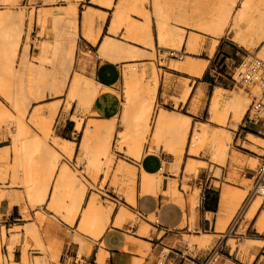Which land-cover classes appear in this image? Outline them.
I'll list each match as a JSON object with an SVG mask.
<instances>
[{"label": "bare ground", "instance_id": "6f19581e", "mask_svg": "<svg viewBox=\"0 0 264 264\" xmlns=\"http://www.w3.org/2000/svg\"><path fill=\"white\" fill-rule=\"evenodd\" d=\"M48 3L64 2L60 12H14L19 0H0V97L14 110L12 112L0 100V122L15 126L12 133L13 161L5 160L0 168V175L12 173L15 184L24 188V196L0 192V209H11L14 204L29 202L33 207L47 205L48 209L64 219L70 227H76L81 249H85L84 240L80 237L99 241L113 223L122 228L125 221L131 217L127 204H136L137 171L129 166V161L139 162L148 154L165 151L173 155L171 167L176 168L186 164L187 174L183 186H190L191 169L197 166L199 150L209 148L211 163L225 165L229 161L240 159L237 153H232L230 146L238 127L251 110V93L248 89L237 91L216 87L209 106V118L206 122H192V118L157 105L156 95L160 85L159 72L155 66L147 67L145 71L136 70L150 55L149 48H155V42L163 52L178 54L181 60L179 68L189 73L194 79L201 78L207 70L209 60L200 63L191 59L202 52L205 45L202 36L211 40L207 43L209 56L212 58L221 41L227 34H232V42L244 49L249 57L237 70L241 80L243 72L255 60L264 62V0H181L177 7L176 0H117L116 11L111 21L110 31L117 34L124 31L123 38L117 40L111 35L105 37L96 55L107 61L123 64V110L120 116L111 120L90 118L83 123L78 120L77 130H81L82 139L77 145L73 141L54 140L49 142L51 124L57 108L52 109L50 118L43 119L35 109L32 122L42 131L34 134L26 120L28 101L32 98L42 99L46 91L59 94V88L72 71L76 58V44L79 37L77 18L79 5L83 0H45ZM102 4L111 8L114 0H101ZM185 7V9L183 7ZM141 17V23L134 21L133 14ZM194 21L196 24L190 23ZM186 24L191 30L180 27ZM38 26L40 32L49 27L48 39L43 46V53L32 56L31 43L28 40V30ZM74 29L71 31L70 29ZM80 28V27H79ZM84 36L92 43H97V37L89 16L84 17L82 24ZM185 46V50L182 47ZM187 57V60H184ZM81 74L72 79L69 98L73 102L78 97ZM192 86H185L175 103L177 108L185 105L191 93ZM256 94L260 91L254 90ZM263 96V95H262ZM203 97L200 88L192 104V111L198 110V101ZM257 97L254 96L253 99ZM264 100V97H263ZM88 109L86 101L81 104ZM96 115V112L93 111ZM215 125V126H214ZM119 127L122 130H119ZM121 139L125 146L122 155L113 168L114 183L126 185L124 190V206H120L114 215L115 204L106 205L105 199L94 193L88 196L89 187L85 181L97 182L108 173L113 160V150L116 140ZM77 145V153L84 164L83 171H76L65 161L71 158ZM186 155L188 156L186 158ZM202 164L205 162H201ZM163 170L148 181L144 174L142 183L146 193H156L161 187ZM159 175V176H158ZM176 183H171L172 199L186 208L187 201ZM256 193L264 192V178ZM236 203L247 198V192L233 190ZM114 205V206H113ZM262 212L257 222L259 232H264V199L258 195L251 204L247 219L250 220L261 208ZM193 209L186 214L184 225L189 221L193 224ZM39 218V222H42ZM247 222L242 224L244 231ZM147 229V228H145ZM142 229L141 233H144ZM26 234L31 236L41 250L43 258L58 259L61 253L60 243L50 240L49 246L42 242L37 225L27 227ZM20 237L19 233L9 238L10 257L14 259V246ZM208 236L201 231L192 236H186L189 242L203 243ZM251 243V242H250ZM29 243L27 242L25 246ZM128 249V248H127ZM126 249V250H127ZM109 252L102 249L98 253V264H106ZM125 264H139L138 260L125 256ZM28 264L26 255L21 263Z\"/></svg>", "mask_w": 264, "mask_h": 264}, {"label": "rangeland", "instance_id": "374dc122", "mask_svg": "<svg viewBox=\"0 0 264 264\" xmlns=\"http://www.w3.org/2000/svg\"><path fill=\"white\" fill-rule=\"evenodd\" d=\"M177 7L179 8L181 0H176ZM116 3L117 0H114L113 6L111 8L105 7L101 0H83L79 5V16L77 18V25L79 31V37L76 44V58L73 62L72 71L66 77L65 82L61 84L62 86L59 88L60 93L55 94L54 91H46L44 94V98L42 99H30L28 101V112L26 120L29 123L31 131L34 134H41L42 131L32 122L33 114L35 109L40 112V117L43 119H49L52 109L54 107L57 108V112L55 114L54 120L51 124V135L52 137L49 139V142H53L54 140L63 141L69 140L75 142L77 145L81 142L82 132L81 130L76 129V124L78 120H81L83 123L87 122L90 118H92L93 114L90 109H83L81 104L84 103L83 98V87L82 83L86 82L87 79L82 75L83 71L89 69L90 61H95L98 56L96 53L98 52L99 46L104 41L105 37L111 35V37L120 40L123 38L124 31L120 29L117 34H114L110 31L111 21L114 17L116 11ZM64 2L61 3H48L45 0H19L18 5L13 9L14 12L24 11L26 15H29L31 12H60L61 9L58 8L62 6ZM183 7V6H182ZM3 6H0V10ZM185 9V7H183ZM133 14V13H131ZM89 16L92 21V26L95 31L97 37V43L94 44L89 41L83 34L82 24L84 17ZM134 21L137 24L141 23V17L133 14ZM192 24L194 21H190ZM80 27V28H79ZM180 27L186 29V34L191 31L186 24H180ZM49 27L43 33L40 32L38 26H33L28 30V40L31 43V52L32 56H36L43 53L44 43L50 39L49 36ZM74 31V29H70ZM233 35L227 34L225 38L221 41L218 49L216 50L214 56L210 58L208 46L206 42H209L211 38L203 35L202 39L206 41L202 48V52L195 56L196 59H191L200 63H205V60H209L207 68L210 67L211 73H214L216 76L215 79H219L223 77V80L226 82V86L229 90L237 91L239 89H248L251 93V101L253 102V97L257 96L258 98L261 94H256L254 89L248 87L246 84L242 82V80L237 79L239 77V71L237 70L245 61H247V57H249L248 53L238 47L234 42H232ZM155 42V48H149L147 54L150 55L144 63H140L137 68V72L145 71L147 67L152 68L155 66L159 72L160 77V85L156 95V103L161 107L171 110L177 111L183 114H188L187 111L181 105L177 108L175 107V103L181 95V90L185 86H190L192 82L196 81L189 73L183 71L179 68L180 64L178 60H181L178 54H171L163 52V49L159 47ZM182 50H185V46L182 47ZM184 60H187V57H184ZM122 74H123V64H118ZM251 65V64H250ZM249 65V66H250ZM94 69V67H93ZM140 71V72H139ZM76 74H81V81L78 89V97L72 102L71 98H69V91L71 88L72 79ZM222 76V77H221ZM214 84L217 82L212 81ZM171 85L172 91L169 94L167 89ZM120 94L123 93V87L119 86ZM160 87H164L163 93L160 95L159 89ZM211 97V93L208 95ZM1 102L9 108L12 112L14 110L10 107V105L0 97ZM198 112V110H197ZM195 112V113H197ZM204 113H200L198 118H192V122L196 123L198 121L206 122L209 118V109L203 111ZM264 116V114H263ZM247 119V115L242 122V124L238 127L234 135V141L231 143L230 149L232 153H237L240 157L237 161H229L225 165H221L223 167H234L235 165L240 166L241 168L245 167H256L258 166L257 160L253 159L249 155L243 154L239 151V146L241 142H237L238 134L241 132V127L245 124ZM215 126V125H214ZM122 130V128H120ZM15 131V126L9 123L0 122V168L7 164L5 161L9 160V162L13 161V139L12 133ZM77 145L75 146V151L73 156L67 158L65 161L71 166L72 169L76 171H83L84 164L79 155V151L77 153ZM125 144L119 139L118 142L115 143V148L113 150V160L111 163V167L108 170V173L102 176L97 182H88L85 181L89 187L88 196L93 195L94 193L99 194L103 199H105L106 205L115 204L114 214L117 212L120 206H124L125 201L124 198V190L127 187L126 185H116L114 183L113 176V168L120 158L118 152H123ZM211 150L209 148H204L199 150L197 153L191 151L192 155L197 156L198 160H208L211 158ZM256 153L264 157V152H260L255 149ZM162 151L157 154H161ZM167 154V152H166ZM168 155V154H167ZM173 156V155H172ZM188 156L186 155V158ZM174 160H172L173 162ZM136 161H129L132 166ZM198 166L207 165L202 164L201 162H196ZM214 166L215 164L212 163ZM186 167V164L182 163L176 168L171 167L169 175L166 173L161 174V185L166 180L168 189L172 190L171 183H176L175 190L180 189L181 185V175L183 169ZM263 170L264 165L262 164ZM136 169V168H135ZM137 173L138 170L136 169ZM237 171H233L232 174L229 175V180L238 182L239 176L236 174ZM187 172H185V175ZM159 176V175H158ZM152 180H156L155 177H151ZM264 178V173L260 177V179H255L253 181H244L243 186L248 185L247 198L243 202L238 203V209L241 212L242 217L244 213L250 208L251 204L254 202L258 195H262L264 199L263 193H256L255 190L260 188V184L262 183V179ZM183 189L186 192H190L191 186H183ZM225 189L229 191H233L234 189L229 186H225ZM0 192L11 194V195H20L24 196V188L21 185L15 184L12 173L7 172L4 176L0 175ZM136 192L137 195L139 193V185H138V176L136 181ZM196 196H199V191L196 190ZM114 206V205H113ZM126 208L129 210L131 217H129L128 221H131L133 225H136L140 222L143 224L141 220V216L137 212V202L136 204H127ZM134 209L135 211H133ZM261 207L259 210H262ZM258 210V211H259ZM42 218V222H39V218ZM149 220L155 222L156 218L154 215L149 217ZM31 225H37L38 231L41 236L42 242L49 246L50 240H54L61 245V253L58 259L51 258H43L41 256V250L34 239L26 234L27 227ZM146 231H149L151 227L146 226ZM258 230V229H257ZM19 233L20 237L17 243L14 246V259L9 260L10 257V249H9V238L12 235ZM264 233V232H261ZM143 235V233H139ZM78 232H77V223L76 227H70L66 224L63 218L52 213L48 206L45 204L42 207H33L29 202L23 200L22 203L14 204L11 209L1 208L0 209V264H12L18 259H22L26 255L28 259V264H76V254L79 255V263L85 264V260H88V264H98L96 263V255H95V247L99 244V241L92 240L87 236L80 237L84 240V244L86 248L81 249V243L78 240ZM245 236H249L246 235ZM29 243L27 246L26 243ZM231 245L233 250L237 248L236 242L234 240L231 241ZM69 251V254H67ZM68 256V257H67Z\"/></svg>", "mask_w": 264, "mask_h": 264}, {"label": "crops", "instance_id": "0c3cea01", "mask_svg": "<svg viewBox=\"0 0 264 264\" xmlns=\"http://www.w3.org/2000/svg\"><path fill=\"white\" fill-rule=\"evenodd\" d=\"M89 63V69L82 72L87 79L82 83V89L84 102L86 101L92 114L93 111L96 112L92 118L111 120L120 116L123 110V96L119 91V86H122V71L119 65L99 57ZM215 77L208 67L203 77L191 83L192 90L187 103L181 105L188 113L185 115L198 118L206 108L209 109L210 99L216 87L228 89L222 76L217 80ZM200 88L203 97L198 101V112L194 113L191 110L192 104ZM163 90L164 87H160V95ZM170 90L172 91L171 85L167 89L169 94ZM208 93H211L210 98ZM239 141V151L257 160L258 166L241 168L235 165L232 168L231 163L223 167L219 164L214 166L208 160H198L207 165H197L191 169L189 193L183 189V179L187 171L185 167L179 191L187 201L186 208L172 199L173 192H168L166 180L156 193H146L142 187L144 174L149 176L148 181H153L151 177L159 174L163 168L164 173L169 175L174 160L172 155L162 151L161 154H148L141 161L134 162L132 166L138 170L139 185L137 212L143 216V224L139 222L133 225L127 220L123 227L119 228L112 223L95 247L96 259L100 250L104 249L109 252L106 264H125V256L130 260H138L139 264H205L213 251L220 248L217 264H264V233L257 230L262 210L257 211L250 220L247 219L249 209L240 217L241 212L233 198V191L228 192L225 189V186H229L246 191L248 185L243 186L244 181H253L262 176L264 157L257 154L255 149L264 152V119L258 123H245L236 143ZM233 171H237L238 182L229 180ZM196 190L199 191V196H196ZM190 208L194 211L193 224L189 221L184 225ZM152 215L156 218L155 222L149 220ZM114 219L115 214L112 216V222ZM245 222L247 225L242 231V224ZM146 226L151 229L146 231ZM142 229L145 231L140 235ZM199 231L208 236L207 241L199 243L186 240V236H192ZM246 233L249 236H245ZM232 240L237 245L235 250L231 245ZM15 262L21 263L22 259ZM84 262L88 264V260Z\"/></svg>", "mask_w": 264, "mask_h": 264}, {"label": "built area", "instance_id": "2783aa9c", "mask_svg": "<svg viewBox=\"0 0 264 264\" xmlns=\"http://www.w3.org/2000/svg\"><path fill=\"white\" fill-rule=\"evenodd\" d=\"M241 80L248 87H251L254 90L260 91L262 93L259 98L255 97L253 99L251 110L247 114V119L245 121V123H258L259 121L264 119V62L260 59L255 60V62L250 65L249 69L243 72ZM116 142H118V140H116ZM117 153L120 156L122 155V153L118 151ZM140 216L141 218H143L142 215ZM220 252V248L215 249L213 253L209 256L205 264H217ZM67 254H69V251H67ZM79 261V255L76 254L75 263L78 264Z\"/></svg>", "mask_w": 264, "mask_h": 264}]
</instances>
